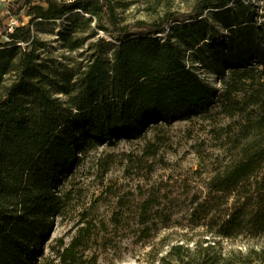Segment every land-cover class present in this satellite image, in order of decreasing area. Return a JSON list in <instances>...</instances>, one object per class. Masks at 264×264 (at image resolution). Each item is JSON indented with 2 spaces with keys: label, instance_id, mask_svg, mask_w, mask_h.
Segmentation results:
<instances>
[{
  "label": "trees",
  "instance_id": "16d2710c",
  "mask_svg": "<svg viewBox=\"0 0 264 264\" xmlns=\"http://www.w3.org/2000/svg\"><path fill=\"white\" fill-rule=\"evenodd\" d=\"M40 1L15 0L0 16V264H35L55 216L72 205L73 191L61 187L82 152L214 108L229 120L212 130V162L153 178L166 141L148 142L127 156L124 176L136 181L105 185L59 257L95 264L117 236L146 246L176 228L263 234L264 23L252 0H196L187 13L131 24L114 0ZM23 11L28 24H4ZM46 23L60 24L61 47L77 56H46L33 30ZM218 39L227 45L211 46ZM198 61L221 88L199 77ZM102 198L109 216H90Z\"/></svg>",
  "mask_w": 264,
  "mask_h": 264
},
{
  "label": "rangeland",
  "instance_id": "374dc122",
  "mask_svg": "<svg viewBox=\"0 0 264 264\" xmlns=\"http://www.w3.org/2000/svg\"><path fill=\"white\" fill-rule=\"evenodd\" d=\"M15 0H0V16L7 14V9ZM196 0H114L117 11L125 23H135L138 20L148 22L160 21L167 12L187 13L191 11ZM40 3V0H36ZM252 10L256 18L264 23V0H252ZM30 17L23 11L20 15L7 17L4 24L16 26L28 24ZM38 38L46 43V56L65 62L64 56H77L78 52H69L61 47L58 40L60 24L46 23L38 29L33 27ZM226 35L225 30L220 31ZM100 35L109 36L101 31ZM6 40L4 36L2 38ZM224 48L226 40H216L211 46ZM210 49V48H209ZM210 54V51H208ZM199 77L221 88L219 77L211 65L195 63ZM214 113L209 116L190 115L178 116L170 123H160L149 127L142 136L136 138H121L112 142H103L90 147L80 154V162L74 172L61 187L62 191H73L74 200L65 215L55 216L52 229L42 243L40 252L36 255L35 264H63L58 250H62L76 233L82 213L95 203L105 185L133 183L136 180L124 176L127 156L136 157L142 153L148 142L159 138L166 144L160 149L156 158V171L153 178L161 174L194 175V170L209 164L214 159L218 148L214 126L225 124L229 119L223 114ZM194 146L202 149V158ZM162 159L164 161H162ZM204 160V161H203ZM166 162V165L164 163ZM108 170L105 171V166ZM196 176V174H195ZM206 176V173L203 174ZM90 216H109L110 205L100 199L90 211ZM116 247L100 252L95 264H264V233L260 235L241 234L234 237H218L200 228L195 231L171 229L162 234L150 245L142 246L132 243L130 238L117 236L114 239Z\"/></svg>",
  "mask_w": 264,
  "mask_h": 264
}]
</instances>
